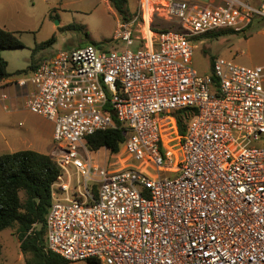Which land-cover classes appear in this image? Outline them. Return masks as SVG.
I'll list each match as a JSON object with an SVG mask.
<instances>
[{
  "label": "built area",
  "instance_id": "built-area-1",
  "mask_svg": "<svg viewBox=\"0 0 264 264\" xmlns=\"http://www.w3.org/2000/svg\"><path fill=\"white\" fill-rule=\"evenodd\" d=\"M134 1L117 20L122 49H64L16 82L53 123L47 248L70 262L264 264V65L217 56L200 74L192 61L201 35L245 30L264 0ZM181 108L194 109L185 134ZM114 118L157 177L93 157L86 137Z\"/></svg>",
  "mask_w": 264,
  "mask_h": 264
},
{
  "label": "rangeland",
  "instance_id": "rangeland-1",
  "mask_svg": "<svg viewBox=\"0 0 264 264\" xmlns=\"http://www.w3.org/2000/svg\"><path fill=\"white\" fill-rule=\"evenodd\" d=\"M127 1V10L119 12L109 0H0V26L15 31L25 45L0 50V56L7 61V83L17 86L20 77L31 73L33 62L32 65H36L43 58L64 49L86 44L101 49H122L124 43L114 38L117 20L122 15H132L137 9L134 0ZM248 1L257 3L259 0ZM160 25L168 24L163 22ZM52 37L53 42L42 47ZM195 45L192 61L200 74L211 73V58L217 56L245 66L264 65V18L253 19L241 32L203 38L195 41ZM16 92L12 86L0 88V153L29 148L50 154L54 147L53 139L48 137L52 123L26 109L24 99L13 102L10 95ZM2 93L6 94V99L2 98ZM92 155L110 172L133 168L151 178L158 176L151 160L135 159L125 143L116 153L101 148ZM20 195L23 198L22 193ZM0 242V264H24L25 257L19 249L15 227L1 230ZM68 264L90 263L76 261Z\"/></svg>",
  "mask_w": 264,
  "mask_h": 264
},
{
  "label": "trees",
  "instance_id": "trees-1",
  "mask_svg": "<svg viewBox=\"0 0 264 264\" xmlns=\"http://www.w3.org/2000/svg\"><path fill=\"white\" fill-rule=\"evenodd\" d=\"M109 1L117 11L127 10V0ZM156 29L160 30V28ZM229 32L233 33L232 31L206 33L198 40ZM53 40L52 37L42 47L52 43ZM24 46L15 31L0 26V50ZM212 62L213 58H211ZM32 64L30 66L33 70L39 63ZM6 67L7 61L0 56V82L9 76ZM193 113L194 109L191 108L175 111V120L180 134H185ZM114 121L116 127L99 130L86 137L87 147L91 151L105 148L111 153H116L119 150L120 145L125 141L126 127L115 118ZM58 173V167L51 154L29 148L0 154V231L9 227L16 228L19 249L25 257L24 264H68L70 262L49 250L46 245L45 220L51 202L50 187ZM1 248L0 242V253ZM86 261L90 264H99L92 259Z\"/></svg>",
  "mask_w": 264,
  "mask_h": 264
},
{
  "label": "crops",
  "instance_id": "crops-1",
  "mask_svg": "<svg viewBox=\"0 0 264 264\" xmlns=\"http://www.w3.org/2000/svg\"><path fill=\"white\" fill-rule=\"evenodd\" d=\"M47 58V57H46ZM44 59V58H43ZM31 71V70H30ZM7 79H3L0 83V88H11V86L16 89V93L13 94V95H10L11 96V99L13 100V102H17L19 99H24L25 100V97L27 95V93L29 92V90L31 89V86L30 85H25V86H16V84H9L7 83ZM4 84V86H2ZM6 84V85H5ZM23 100V101H24ZM44 118V117H43ZM48 120V119H47ZM50 121V120H49ZM51 122V121H50ZM52 123V122H51ZM52 135H53V123H52V130L50 131L48 137H50L52 139ZM34 150V149H33ZM36 151H39L41 152L40 150H36ZM4 153V152H3ZM44 153V152H42ZM1 154V153H0ZM48 154V153H47Z\"/></svg>",
  "mask_w": 264,
  "mask_h": 264
},
{
  "label": "bare ground",
  "instance_id": "bare-ground-1",
  "mask_svg": "<svg viewBox=\"0 0 264 264\" xmlns=\"http://www.w3.org/2000/svg\"><path fill=\"white\" fill-rule=\"evenodd\" d=\"M150 11H151V10H150ZM146 13L150 14V12H149L148 10H146ZM148 14H147V15H148Z\"/></svg>",
  "mask_w": 264,
  "mask_h": 264
}]
</instances>
